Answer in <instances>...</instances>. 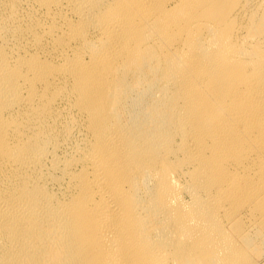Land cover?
<instances>
[{"label": "bare ground", "instance_id": "obj_1", "mask_svg": "<svg viewBox=\"0 0 264 264\" xmlns=\"http://www.w3.org/2000/svg\"><path fill=\"white\" fill-rule=\"evenodd\" d=\"M254 254L264 0H0V264Z\"/></svg>", "mask_w": 264, "mask_h": 264}, {"label": "rangeland", "instance_id": "obj_2", "mask_svg": "<svg viewBox=\"0 0 264 264\" xmlns=\"http://www.w3.org/2000/svg\"><path fill=\"white\" fill-rule=\"evenodd\" d=\"M255 255H256V257L257 258H255ZM253 258H254V260L256 261V262H258V264L260 263V264H264V256H259V255H257V254H254L253 255ZM258 258H262V259H258Z\"/></svg>", "mask_w": 264, "mask_h": 264}]
</instances>
